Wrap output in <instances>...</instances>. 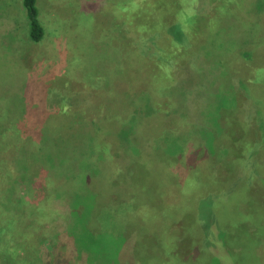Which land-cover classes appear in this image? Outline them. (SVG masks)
<instances>
[{"label": "rangeland", "instance_id": "rangeland-1", "mask_svg": "<svg viewBox=\"0 0 264 264\" xmlns=\"http://www.w3.org/2000/svg\"><path fill=\"white\" fill-rule=\"evenodd\" d=\"M148 1L37 0L32 41L0 0L1 247L30 264H264V0H192L189 39L158 0L134 27Z\"/></svg>", "mask_w": 264, "mask_h": 264}, {"label": "trees", "instance_id": "trees-1", "mask_svg": "<svg viewBox=\"0 0 264 264\" xmlns=\"http://www.w3.org/2000/svg\"><path fill=\"white\" fill-rule=\"evenodd\" d=\"M36 1L37 0H22L23 5H24L25 10H26V17H27L28 24H29V37H30V39L32 41H39V40L42 39V37L44 35V28H43V26H42V24H41V22L39 21V18H38V7H37V4H36ZM156 1L157 0L148 1L142 7L136 6L134 8V10H132L133 13H135L134 15H132V19H133V21L135 23L134 27H137V28L141 27V26H136L137 23H138V19H137L136 15H138L142 10H145V9L157 4ZM158 1L162 2L161 4L166 6V10L165 11L169 12L168 13L169 15H166V16H170L168 18V23L164 24V25H161L160 27L164 28L165 26H167L169 24L171 25L174 22L175 23L178 22L179 24H182L183 28L186 29V31L185 30L184 31L186 32V35H188L187 37L189 39L190 38V29H189L190 26H189L188 23H186V20H190V18L194 17L193 14H189V11L192 9V4H190V2L192 0H179V1H176V2H173V1H170V0H158ZM185 10L188 11V13H186ZM178 12H180L183 16L178 17L177 16ZM160 27L155 28L154 25H152V27L149 28V29L150 30L153 29V31H156L158 29H162ZM164 34H163L164 35L163 37L160 36V40H161V38L169 37V35L168 36L166 35L165 31H164ZM160 40H158V41H160ZM165 40L171 42V46H168L167 41H166V45H167V48H168V56L172 55L173 58H171V59H174V57H175V49L172 46L173 45V43H172L173 40H171V39H165ZM153 48H155L154 51H153L154 54H156L158 52L160 53V51H159V49H157L156 45ZM157 55L158 56H162L164 59H168V57L165 56V55H162V54H157ZM55 127H56V132L55 133H60L62 127H58V126H55ZM92 141H93V144H94V139H90L89 138L88 141L86 142L87 143L86 144L87 145V149H90V151H91V149L93 147V145L91 144ZM191 156H193V155H191ZM33 160H36V158L33 159ZM85 163H86L85 164V168H87L88 167V163L87 162H85ZM93 195H94V192L92 193V195L91 194L85 195L84 199L80 200V198H81L80 194L79 193L75 194V198L76 199L79 198V199L78 200H74V202L72 203L71 212H72V214H74L76 216L77 223L81 224V226H80L81 231H86L87 232V230H86L87 226L85 225V219H86L87 215L83 216V212L85 210L86 205H87V207L90 204L92 205L90 200H92V196ZM13 196H14L13 195V191L10 190L9 198H11ZM88 197H89V200H86V199H88ZM17 199L19 200L18 197H17ZM2 204H4V203H2ZM79 204L83 205L82 209H80V210L77 209V205H79ZM88 209H90V206L88 207ZM80 213H82L81 216H79ZM102 231H103V229H102ZM1 232H2V228H0V233ZM2 239H3V237H1V234H0V264H30L28 261H26V256H21L18 252L8 251L6 248H2L1 244L4 241Z\"/></svg>", "mask_w": 264, "mask_h": 264}]
</instances>
